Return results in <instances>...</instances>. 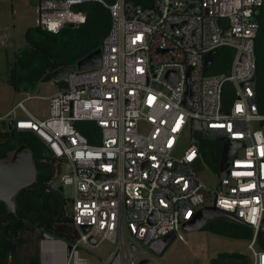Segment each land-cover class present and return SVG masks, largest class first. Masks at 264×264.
Masks as SVG:
<instances>
[{
	"label": "built area",
	"instance_id": "built-area-1",
	"mask_svg": "<svg viewBox=\"0 0 264 264\" xmlns=\"http://www.w3.org/2000/svg\"><path fill=\"white\" fill-rule=\"evenodd\" d=\"M35 2V26L53 34L84 24L79 7L85 3L101 4L111 18L99 65L68 74L67 88L47 98L45 117L27 111L24 102L38 97L30 95L4 117L48 150V190H56V182L73 188L65 216L76 238L59 239L66 251L62 264H88L80 252L102 242L113 249L99 264H110L116 254L120 264H159L150 245L175 237L210 207L251 229V264H264V251L256 247L264 226V131L258 126L264 115L251 83L254 15L263 0H153L146 8L129 0ZM223 47L234 50L229 74H207L206 54ZM225 83L233 87L228 111L222 108ZM192 120L204 124L193 134L241 144L213 187L197 170L200 141H190ZM80 124H88L82 129L91 141Z\"/></svg>",
	"mask_w": 264,
	"mask_h": 264
},
{
	"label": "trees",
	"instance_id": "trees-1",
	"mask_svg": "<svg viewBox=\"0 0 264 264\" xmlns=\"http://www.w3.org/2000/svg\"><path fill=\"white\" fill-rule=\"evenodd\" d=\"M113 3L115 0H104ZM142 7H150L153 0H129ZM86 13V21L77 27L66 26L53 34L38 26L24 31L25 47L16 55L14 62L7 67L6 84L15 92H33L42 78L62 67L76 66L79 61L99 50L110 29L109 11L97 2H89L79 7ZM258 30L254 39V59L256 82L254 90L258 112L264 115V0L254 15ZM234 50L223 47L216 49L207 74H229ZM61 85V83L59 84ZM233 103V87L225 83L222 90V108L228 111ZM0 127V160H6L19 147L27 146L31 152L36 169L35 182L20 190L14 197L16 214L11 215L0 202V264H40V233L45 232L54 239L72 241L56 230L59 226L69 228L70 219L65 216V198L60 190H48V182L53 175L52 165L48 162L49 152L39 139L30 132H20L9 128L5 121ZM83 125V126H81ZM78 125L81 133L91 141L88 132ZM264 131V121L258 123ZM199 139L200 160L197 170L204 166L215 173L219 172L222 141L203 136L196 132ZM69 230V229H68ZM201 231L215 236L248 242L252 237L251 229L230 217H218L208 221ZM35 233L36 242L31 247L30 235ZM175 238L172 239L173 242ZM170 242V243H171ZM257 249L264 251V232L256 241ZM23 255H20V253ZM246 255L240 253H218L210 264H243Z\"/></svg>",
	"mask_w": 264,
	"mask_h": 264
},
{
	"label": "rangeland",
	"instance_id": "rangeland-1",
	"mask_svg": "<svg viewBox=\"0 0 264 264\" xmlns=\"http://www.w3.org/2000/svg\"><path fill=\"white\" fill-rule=\"evenodd\" d=\"M35 9V0H0V119H3L0 122L5 121L6 124L9 118H4L5 115L26 95L43 97L30 98L24 102L25 108L31 115L42 119L48 110L47 98L58 90V86L52 82H40L33 92L15 93L6 84L7 67L14 62L15 55L26 45L24 31L36 25ZM14 115L24 117L20 110H16ZM187 144V140L183 139L181 147L185 148ZM68 171L69 166L64 164L63 172ZM199 176L209 187L215 185L217 175L210 168L204 166ZM54 188L60 190L65 199L73 198L74 192L71 186L62 187L56 182ZM28 238L33 247L36 242L35 233ZM174 238L164 252L156 257L159 264H210V261L222 252L246 255L247 260L243 264H251L247 242L221 238L201 230L193 232L180 230ZM112 249L110 243L102 242L89 252L81 251L80 256L87 259L88 264H99L108 257ZM137 254H142V251L138 249ZM20 255L23 253L21 252Z\"/></svg>",
	"mask_w": 264,
	"mask_h": 264
},
{
	"label": "water",
	"instance_id": "water-1",
	"mask_svg": "<svg viewBox=\"0 0 264 264\" xmlns=\"http://www.w3.org/2000/svg\"><path fill=\"white\" fill-rule=\"evenodd\" d=\"M73 28V25H69ZM216 51H211L206 54L204 59V70L207 71L212 64ZM100 62V51L97 50L88 57L79 61L75 66L62 67L54 72L46 74L41 82H52L63 90L67 88V76L73 73L75 69L85 70L98 66ZM256 82V76L251 80L252 85ZM63 86L60 87L59 84ZM38 93V91H37ZM189 107V104H186ZM11 128V123L8 124ZM204 128V124L196 120L191 121L190 125V141H193V132ZM239 141L224 140L222 144L221 158L219 163V171L222 172L228 166L232 155L240 148ZM36 179V169L32 161V156L27 146H19L6 160H0V202H2L11 215L16 214L14 197L22 189L30 187ZM218 217H230L235 221H239L235 217L223 212L217 208L210 207L200 210L194 217L186 224L183 225L182 230L184 232L200 231L206 225L208 221H211ZM56 230L71 239L76 238L74 232H69L66 226H59ZM260 232H264V226L261 227ZM174 234L166 236L165 238L150 245L152 253L158 257L160 256L166 247L170 244ZM41 240H53L54 237L48 233H40ZM94 243V241H92ZM110 264H120L119 255L116 254ZM139 264H151L149 261H142Z\"/></svg>",
	"mask_w": 264,
	"mask_h": 264
},
{
	"label": "crops",
	"instance_id": "crops-1",
	"mask_svg": "<svg viewBox=\"0 0 264 264\" xmlns=\"http://www.w3.org/2000/svg\"><path fill=\"white\" fill-rule=\"evenodd\" d=\"M65 249L59 239L39 241V260L44 259V264H62Z\"/></svg>",
	"mask_w": 264,
	"mask_h": 264
},
{
	"label": "snow or ice",
	"instance_id": "snow-or-ice-1",
	"mask_svg": "<svg viewBox=\"0 0 264 264\" xmlns=\"http://www.w3.org/2000/svg\"><path fill=\"white\" fill-rule=\"evenodd\" d=\"M189 159H191V157H189Z\"/></svg>",
	"mask_w": 264,
	"mask_h": 264
}]
</instances>
